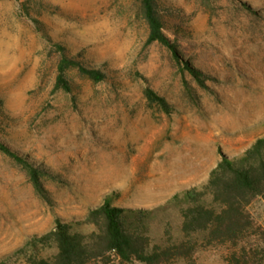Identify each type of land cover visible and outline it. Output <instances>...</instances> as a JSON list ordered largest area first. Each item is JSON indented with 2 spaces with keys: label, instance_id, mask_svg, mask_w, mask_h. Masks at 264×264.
Here are the masks:
<instances>
[{
  "label": "rangeland",
  "instance_id": "374dc122",
  "mask_svg": "<svg viewBox=\"0 0 264 264\" xmlns=\"http://www.w3.org/2000/svg\"><path fill=\"white\" fill-rule=\"evenodd\" d=\"M156 2L178 60L160 43L144 47L139 0L0 2V142L41 171L44 190L0 150V263L21 264L12 256L29 238L84 219L106 195L150 211L138 226L152 244L181 236L172 197L264 136V0ZM57 45L105 80L70 69L71 91H54ZM249 210L264 228V202ZM171 264L226 263L222 249L202 248Z\"/></svg>",
  "mask_w": 264,
  "mask_h": 264
},
{
  "label": "trees",
  "instance_id": "16d2710c",
  "mask_svg": "<svg viewBox=\"0 0 264 264\" xmlns=\"http://www.w3.org/2000/svg\"><path fill=\"white\" fill-rule=\"evenodd\" d=\"M139 2L148 28L144 47L160 43L180 59L175 44L163 33L156 0ZM57 49L61 57L54 91H71L66 78L70 69H77L94 83L105 80L101 70L66 56L61 45ZM185 69L203 85L200 71L187 64ZM144 95L148 102L167 111L165 100L153 90L146 88ZM0 150L27 169L34 189L44 195L41 171L1 142ZM172 200L183 205L179 209L181 236L166 231L161 243L152 244L138 226L150 211L115 207L106 195L84 219H56L49 231L29 238L12 257L21 264H171L180 259L192 261L202 248H213L222 249L226 264H264V228L249 210L255 202H264V136L240 154H223L204 182Z\"/></svg>",
  "mask_w": 264,
  "mask_h": 264
},
{
  "label": "built area",
  "instance_id": "2783aa9c",
  "mask_svg": "<svg viewBox=\"0 0 264 264\" xmlns=\"http://www.w3.org/2000/svg\"><path fill=\"white\" fill-rule=\"evenodd\" d=\"M3 0H0V2H2Z\"/></svg>",
  "mask_w": 264,
  "mask_h": 264
}]
</instances>
